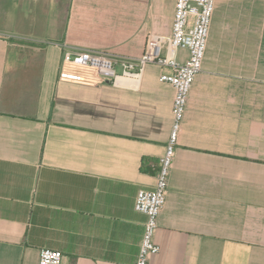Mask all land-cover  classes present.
<instances>
[{
    "label": "crops",
    "instance_id": "obj_1",
    "mask_svg": "<svg viewBox=\"0 0 264 264\" xmlns=\"http://www.w3.org/2000/svg\"><path fill=\"white\" fill-rule=\"evenodd\" d=\"M174 0H0V264H132L174 89L59 80L63 48L136 58ZM175 58L185 62L188 52ZM151 264H264V0H215Z\"/></svg>",
    "mask_w": 264,
    "mask_h": 264
},
{
    "label": "built area",
    "instance_id": "obj_2",
    "mask_svg": "<svg viewBox=\"0 0 264 264\" xmlns=\"http://www.w3.org/2000/svg\"><path fill=\"white\" fill-rule=\"evenodd\" d=\"M215 0H174V17L170 36L150 31L143 54L132 58L102 51L63 48L59 80L84 85L116 83L119 79H134L148 65L160 67V82L174 89L171 110V129L165 153L159 161L156 182L151 189H140L134 210L145 216L144 230L137 259L132 264H151V258L160 252L155 242L158 218L165 207L169 177L173 167L178 138L192 85L201 72ZM0 38L10 36L0 33ZM178 49H185L188 58L179 62ZM58 250L42 249L38 264H62Z\"/></svg>",
    "mask_w": 264,
    "mask_h": 264
}]
</instances>
